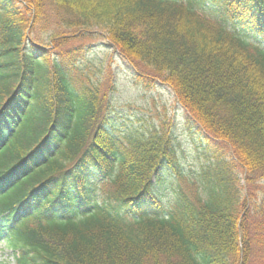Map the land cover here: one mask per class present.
Masks as SVG:
<instances>
[{
    "label": "trees",
    "instance_id": "16d2710c",
    "mask_svg": "<svg viewBox=\"0 0 264 264\" xmlns=\"http://www.w3.org/2000/svg\"><path fill=\"white\" fill-rule=\"evenodd\" d=\"M48 19L54 52L25 35ZM98 31L135 84L173 90L207 161L195 181L174 125L76 76ZM3 151L0 241L17 264H246L245 202L264 181V0H0Z\"/></svg>",
    "mask_w": 264,
    "mask_h": 264
},
{
    "label": "rangeland",
    "instance_id": "374dc122",
    "mask_svg": "<svg viewBox=\"0 0 264 264\" xmlns=\"http://www.w3.org/2000/svg\"><path fill=\"white\" fill-rule=\"evenodd\" d=\"M46 22L47 26L36 25L31 32L27 30L25 35L54 52L56 39L52 37L55 29L53 19L51 22L50 19ZM91 36L84 41L88 50L85 56L78 61L76 76L88 85H98L100 96L107 97L110 94L112 103L117 107L122 104H131L143 108L144 112L139 114L140 119L145 118L150 123L158 125L165 122L174 125L181 133L180 138L184 149L181 160H183L185 169L194 177L191 180L198 178L207 161L200 151L197 152L192 148L189 138L182 134L184 112L170 86L158 83L153 89H148L143 85L135 84L136 67L119 54L102 31ZM134 124L141 126L144 123L134 117ZM6 154L5 151L0 154V173L7 169L9 163L5 157ZM255 188V193L249 196V200L246 199L244 208L251 242L247 251L246 264H264V181H259ZM247 189L244 190L243 196H246ZM16 255V250L9 247L7 242L0 241V264H17Z\"/></svg>",
    "mask_w": 264,
    "mask_h": 264
}]
</instances>
